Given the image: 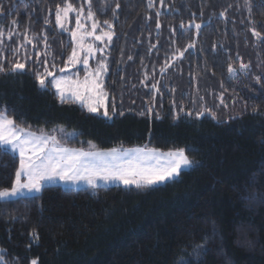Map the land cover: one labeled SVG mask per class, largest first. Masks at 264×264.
I'll return each instance as SVG.
<instances>
[{
    "label": "trees",
    "instance_id": "16d2710c",
    "mask_svg": "<svg viewBox=\"0 0 264 264\" xmlns=\"http://www.w3.org/2000/svg\"><path fill=\"white\" fill-rule=\"evenodd\" d=\"M67 3L88 11L85 0H0V28L15 27L10 44L26 42L34 56L23 72L0 73V111L32 131L74 130L75 138L61 140L74 147L91 141L101 149L184 148L200 164L152 189L46 185L38 194L0 200L4 264H264V39L251 32L264 37V0H154L151 8L148 0H91L94 16L115 33L104 81L108 109L116 106L111 120L76 102L60 103L49 83L39 87L44 60L58 63V72L72 51L70 35L55 24L57 6ZM193 19L203 24L199 34L194 28L182 34L180 24L187 29ZM193 40L195 48L171 59ZM5 48L7 70L16 57ZM166 61L172 66L161 73ZM241 61L249 71L230 77L228 65L238 68ZM156 81L160 93L150 87ZM204 109L215 119L207 112L195 117ZM18 166L17 155H0V188L12 186ZM201 244L206 253H194Z\"/></svg>",
    "mask_w": 264,
    "mask_h": 264
},
{
    "label": "snow or ice",
    "instance_id": "6c2138e0",
    "mask_svg": "<svg viewBox=\"0 0 264 264\" xmlns=\"http://www.w3.org/2000/svg\"><path fill=\"white\" fill-rule=\"evenodd\" d=\"M88 5L87 15L84 16V8L79 10L73 7L71 3H67L65 7L61 8L59 5L55 11V23L62 30L67 31L65 21L69 17L70 12H75V24L76 28L71 31V38L76 47L72 48L71 54L68 56L65 68L69 65H77L82 63L86 69L84 79H71L66 76H55L53 72L47 70L45 67L44 74L37 73V79L39 86L42 90H47V83L50 82L60 103L76 102L79 103L88 113L102 114L106 120H111L116 111L115 103L112 104V113H109L108 105L105 103L108 93L104 90L103 75L108 71V64L106 62L107 57L102 58L97 62L95 69L88 71L89 57H95L97 52L104 53V48L94 47L92 44H86V38H94L95 41L104 43L105 47L111 43L113 36L112 24L105 20L103 24L107 26V31L100 27V22L94 19V13L91 10V0H85ZM163 5L164 0H160ZM148 7H154V0H148ZM231 7V5H229ZM120 8V4L116 3L115 8L112 9L115 14L116 9ZM226 11V10H225ZM250 11V8H249ZM157 24L156 27H161L159 23V10L156 13ZM201 16L203 13L201 12ZM221 16L225 15V12L220 13ZM82 17L85 20L92 21L91 30H88L82 23ZM195 19V14H193ZM194 19L185 28L183 23L179 26V31L183 34L186 30L194 28L199 34L202 29V23H195ZM12 25H16V21L13 20ZM49 21L45 20V24ZM100 28V34L97 35V29ZM175 33L176 29H172ZM254 37L264 39L262 34L256 31L255 28L251 29ZM14 31L8 32V38L11 39L15 35ZM4 36V29L0 28V44L3 43L2 37ZM46 36L44 37L45 46ZM29 43L31 41H28ZM174 43V41H173ZM21 45L20 47H23ZM195 40L189 43L183 50L175 49L172 53V60L182 59L187 52L195 48ZM156 45H151V48H155ZM80 49V51L77 50ZM150 48V51H151ZM215 49V45H213ZM13 55L20 51V48L12 49ZM83 52V56L81 55ZM47 55V53H45ZM39 58V56H38ZM27 59H31L28 57ZM129 60L132 59L130 56ZM47 60H44V64L47 65ZM170 61H166L165 65L160 69L161 73L165 72L171 67ZM55 68L56 65L52 64ZM251 65L243 63L239 64L238 68H234L232 64L228 65L227 72L230 77H234L238 71L247 73ZM65 68H61L59 71L64 72ZM25 70V63H21L17 60L15 63H9V68L6 70L3 65V58L0 57V73L12 74L16 72H23ZM45 77H51L50 81H46ZM149 76L145 73L144 80H148ZM257 84L261 81V76L254 77ZM144 81H141L143 83ZM160 81H156L150 85L151 89L155 93H160L159 87ZM147 86V85H146ZM175 91V89H172ZM202 99V98H201ZM220 104L227 107L224 104V93L220 94ZM173 106L175 107V101L173 100ZM101 108L103 112L100 113ZM155 109V97L153 102L147 107L146 111L149 115L153 113ZM210 113L215 119V113L210 109H204L203 111H197L195 113L196 118H200L205 113ZM180 113L186 116H192L191 111L184 112V109L180 108ZM180 113H176L173 119H179ZM144 113L141 112V115ZM253 114H257V110L253 108ZM123 115V112L120 113ZM159 119V113H156ZM63 131V129H60ZM89 150L72 149L63 146L56 136L45 132L43 129L32 131L29 128L22 127L6 115L5 111H0V155H11L16 158L18 154L19 166L15 171V179L10 188H0V200L9 201L11 198L27 197L32 193H41L46 182L50 181H63V182H77L84 181L90 188L95 190L98 187V182H118L124 187L134 186L136 189H152L158 184H167L168 182H174L178 179L181 172L184 170H191L194 167H198L200 162L189 158L186 154V149L178 148L169 150L167 152L154 149V148H111L107 150L96 149V146L89 141ZM22 177L24 178L22 180ZM95 194V192H93ZM33 238H36V232H32ZM207 251V245H196L194 253L203 254ZM0 264H4L3 257L0 256ZM31 264H37L36 260H33Z\"/></svg>",
    "mask_w": 264,
    "mask_h": 264
},
{
    "label": "rangeland",
    "instance_id": "374dc122",
    "mask_svg": "<svg viewBox=\"0 0 264 264\" xmlns=\"http://www.w3.org/2000/svg\"><path fill=\"white\" fill-rule=\"evenodd\" d=\"M77 9V8H76ZM77 10H79V9H77ZM87 15V12H85L84 11V16H86ZM75 16H76V13L75 12H70L69 13V17H68V19L65 21V26H66V28L68 29V31H63V32H67L69 35H70V38H71V31L72 30H74L75 28H76V24H75ZM94 19L95 20H97V21H99L100 22V27L101 28H103L105 31H107L108 29H107V26H105L104 24H103V22H101L102 21V19L101 18H99V17H95L94 16ZM82 23L85 25V27L88 29V30H91V23H92V21H88V20H85L83 17H82ZM56 24V23H55ZM56 27H57V29L58 30H60V31H62L57 25H56ZM10 31H14L15 33H17V31H16V29H15V27H12L11 29H10ZM96 34L97 35H99L100 34V28H98L97 29V32H96ZM17 34H15V35H13V37L12 38H14L15 36H16ZM11 38V39H12ZM2 39H3V43L2 44H0V52H1V47L3 48V45L5 44V46H6V48L5 49H3L2 51L3 52H6V53H10L11 52V54H10V56H14L13 55V51H12V49H14V48H20V51L18 52V53H16V55H15V57H16V61H13V63H15V62H17V60L19 61V62H21V63H25V66H26V64L29 62V61H31L32 60V58L34 57L33 55H31V54H27L26 52H27V45H26V42L25 43H23L22 45H24L23 47H20L21 46V44H18L17 46H12L11 44H10V40L11 39H9L8 38V33H4V36L2 37ZM71 41H72V38H71ZM6 42V43H5ZM85 43L86 44H92L94 47H102V48H104L105 50H104V53H100V52H97L96 53V55H95V57L93 58V57H89V68H88V71H91V70H93V69H95L96 68V66H97V62L102 58V56H106V51L108 50V47H109V44L107 45V47H105V45H104V43H102V42H100V41H95L94 40V38H91V37H89V38H86V40H85ZM72 45H73V47H76V45L74 44V42L72 41ZM72 47V48H73ZM77 50L78 51H80V49L79 48H77ZM5 54V53H4ZM71 54V53H70ZM83 52H81V55L83 56ZM40 55H41V51H39L38 50V52H37V58H38V56L40 57ZM28 57H31V59H27ZM39 60H40V58H39ZM67 61V60H66ZM47 65H45L44 64V62H43V64H41V66H39V69L37 70V73H40V74H44V72H45V67H47V70L48 71H50V72H53V74L55 75V76H57V77H59V76H66V77H68V78H71V79H80L81 81L84 79V77H85V74H86V69H85V67H84V65L82 64V63H80V64H77V65H74V66H72V65H69L67 68H65V65H64V67L63 68H65V71L64 72H60V71H58V72H54V69L55 68H57V66H58V63H55L54 61H50V60H47ZM106 62H107V64H108V58L106 59ZM52 64H55L56 65V67L55 68H53L52 67ZM66 64V63H65ZM4 65V64H3ZM106 74H107V72L106 73H104V75H103V85H104V81H105V78H106ZM46 78V81H50L51 80V77H45ZM50 85H51V83L50 82H48ZM38 84H39V82H38ZM40 87V86H39ZM51 87H52V89L55 91V89L53 88V86L51 85ZM104 90H105V88H104ZM105 103L108 105V97H107V99H106V101H105ZM77 104H79V103H77ZM80 105V104H79ZM81 106V105H80ZM109 110V109H108ZM103 112V108H101V110H100V113H102ZM109 113L111 114L112 113V110H109ZM93 114V113H92ZM115 114H116V111H115ZM114 114V115H115ZM95 115H99V116H102V114H95ZM114 115H113V117H114ZM103 117V116H102ZM63 129V131H61L60 129ZM54 130V132L52 133V135H54V136H56V138H57V140H59V141H61V140H65V139H67L68 140V138H75L76 137V135H77V132L76 131H74V130H68V129H66L65 127H63V126H59V127H56V128H54L53 129ZM61 143V142H60ZM63 144L64 143H66V142H62ZM61 143V144H62ZM88 144V143H87ZM69 146H71V145H69ZM144 148V147H147V148H154V147H150V146H148V145H141V146H126V147H121V149H130V148ZM69 148V147H68ZM71 148L72 149H83L84 151H88L89 150V146L87 147V148H81V147H74V146H71ZM113 148H117V147H113ZM96 149H101V148H99V147H96ZM109 149H111V148H109ZM154 149H156V148H154ZM178 149V148H177ZM101 150H107V149H101ZM158 150H160V149H158ZM171 150H174V149H171ZM161 151H164V152H167V151H169V150H161ZM187 154V153H186ZM17 155V154H16ZM18 156V155H17ZM190 158V157H189ZM192 159V158H191ZM187 170V169H186ZM186 170H184V171H186ZM46 185H60L61 187H64V188H68V189H80V188H90V186L86 183V182H84V181H77V182H63V181H59V180H56V181H50V182H46L45 184H44V186H46ZM111 185H121V186H123L122 184H120V183H118V182H108V183H104L103 181H99L98 182V187H100V186H111ZM158 185H163V184H158ZM157 186V185H156ZM91 189V188H90ZM33 194H36V193H32L31 195H33ZM12 199V198H11ZM3 257V256H2ZM33 260H35V259H32L31 260V262L33 261ZM3 261H4V263H5V260H4V257H3ZM31 262H30V264H31Z\"/></svg>",
    "mask_w": 264,
    "mask_h": 264
},
{
    "label": "crops",
    "instance_id": "0c3cea01",
    "mask_svg": "<svg viewBox=\"0 0 264 264\" xmlns=\"http://www.w3.org/2000/svg\"><path fill=\"white\" fill-rule=\"evenodd\" d=\"M46 132H48V133H50V134H52L54 131L53 130H51V131H46ZM61 143H62V141H60ZM62 145L63 146H65V147H69V148H71V146H69V145H67V144H63L62 143ZM89 146V144H86V145H84V146H81V148H87ZM117 148H121V147H117ZM18 155V154H17ZM24 178L22 177V180H23Z\"/></svg>",
    "mask_w": 264,
    "mask_h": 264
}]
</instances>
